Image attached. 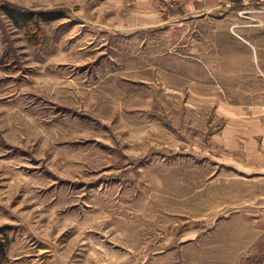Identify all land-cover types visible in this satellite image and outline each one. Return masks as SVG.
Returning a JSON list of instances; mask_svg holds the SVG:
<instances>
[{
    "label": "rangeland",
    "instance_id": "obj_1",
    "mask_svg": "<svg viewBox=\"0 0 264 264\" xmlns=\"http://www.w3.org/2000/svg\"><path fill=\"white\" fill-rule=\"evenodd\" d=\"M199 1L0 0L62 14L0 9V264L243 263L215 138L264 106V1Z\"/></svg>",
    "mask_w": 264,
    "mask_h": 264
},
{
    "label": "crops",
    "instance_id": "obj_2",
    "mask_svg": "<svg viewBox=\"0 0 264 264\" xmlns=\"http://www.w3.org/2000/svg\"><path fill=\"white\" fill-rule=\"evenodd\" d=\"M264 0H203L190 4L192 10L207 12L226 7L231 4H260ZM229 105V104H226ZM264 106H255L252 112H244L237 107L236 113L229 109L226 126L217 138L218 145L228 153V162L235 165L240 173H253V190L243 194L251 201L243 202L236 210L235 216L227 215L220 222L224 227L235 226L240 243L236 245L237 255L243 257L242 264H264ZM238 154L241 157L233 154ZM239 158V159H237ZM237 159V160H236ZM243 162V163H242ZM232 167V166H231ZM240 168V169H238ZM242 168V170H241ZM250 179V178H249ZM257 184L259 186L257 187ZM263 185V186H261ZM256 186V187H255ZM234 230V229H232ZM228 244V249L231 248Z\"/></svg>",
    "mask_w": 264,
    "mask_h": 264
},
{
    "label": "trees",
    "instance_id": "obj_3",
    "mask_svg": "<svg viewBox=\"0 0 264 264\" xmlns=\"http://www.w3.org/2000/svg\"><path fill=\"white\" fill-rule=\"evenodd\" d=\"M1 11L6 17L14 23L17 27H28L33 21V17L37 15L41 21L48 22L58 19L62 16L59 12L54 11H39L32 13L15 6H10L7 4L1 5Z\"/></svg>",
    "mask_w": 264,
    "mask_h": 264
}]
</instances>
